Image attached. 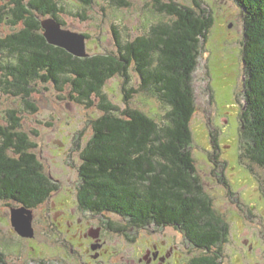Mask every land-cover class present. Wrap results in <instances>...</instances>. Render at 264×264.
<instances>
[{"label": "trees", "instance_id": "1", "mask_svg": "<svg viewBox=\"0 0 264 264\" xmlns=\"http://www.w3.org/2000/svg\"><path fill=\"white\" fill-rule=\"evenodd\" d=\"M60 1L0 0V26H19L0 37V90L23 97L33 110L37 107L29 97L38 80L60 90L68 86L75 101H100L103 113L93 121L80 166L78 202L84 210L117 214L138 225L175 222L190 235L194 229L209 233L214 221L191 149V121L197 108L194 74L213 24L211 12L201 0L194 6L156 0L169 20L125 42L115 28V53L79 57L45 37L43 19L55 17L66 26ZM234 1L245 28L243 134L250 158L264 167V0ZM131 68L140 84L126 91V100L140 90L151 91L169 107L163 122L128 103L120 110L102 91L115 75L128 83ZM8 113V124L0 123V200L34 209L60 185L44 172L20 118L14 110ZM0 264H7L1 251Z\"/></svg>", "mask_w": 264, "mask_h": 264}, {"label": "rangeland", "instance_id": "2", "mask_svg": "<svg viewBox=\"0 0 264 264\" xmlns=\"http://www.w3.org/2000/svg\"><path fill=\"white\" fill-rule=\"evenodd\" d=\"M128 1L129 5L118 0H93L86 5L80 0H61L64 8L61 17L67 27L62 25L89 34V52L115 53V28L125 42L148 33L154 24L169 20L167 14L156 8V0ZM174 1L195 5V0ZM201 2L211 12L213 24L194 74L197 108L191 121V149L198 174L211 193L219 195L225 189L226 184L216 182L215 174L222 176V172L232 183L233 190L242 194L247 191L256 193L264 185V171L251 161L243 134V12L234 0ZM18 28L3 23L0 37ZM130 74L125 85L120 75L106 82L102 91L108 101L120 110L128 103L163 122L169 107L151 91L140 90L126 100V91L139 88L140 84L134 68ZM33 85L35 89L29 100L37 107L36 110L23 97L0 90V123L8 124V112L14 110L20 118V129L28 133L36 145L33 151L43 163L44 172L58 182L60 188L33 209L36 236L32 238L21 236L12 225L11 209L19 204L0 200V251L4 253L7 264H65L57 254L58 247L61 248L69 237L64 218L69 212H73L74 217L81 215L78 191L82 153L92 138L93 121L103 111L98 105L100 101H94L92 105L75 101L70 97L68 86L60 90L51 82L39 80ZM212 164L216 165L213 167ZM106 215L115 223L124 222L123 217L117 214ZM98 216L101 218L103 215ZM111 243L116 244L122 253L133 250L124 236H114ZM41 256L43 258H38Z\"/></svg>", "mask_w": 264, "mask_h": 264}, {"label": "flooded vegetation", "instance_id": "3", "mask_svg": "<svg viewBox=\"0 0 264 264\" xmlns=\"http://www.w3.org/2000/svg\"><path fill=\"white\" fill-rule=\"evenodd\" d=\"M215 175L217 183L226 184L219 195L207 190L202 179L209 220L214 221L209 233L194 229L190 235L175 222L138 225L123 218L115 223L105 213L100 218L79 207L81 215L69 212L64 218L69 237L57 254L65 264H264V185L256 193L242 194L232 189L223 172ZM116 235L126 237L133 250L122 253L111 243Z\"/></svg>", "mask_w": 264, "mask_h": 264}, {"label": "water", "instance_id": "4", "mask_svg": "<svg viewBox=\"0 0 264 264\" xmlns=\"http://www.w3.org/2000/svg\"><path fill=\"white\" fill-rule=\"evenodd\" d=\"M44 34L50 44L62 47L75 56L87 57L91 53L87 48V36L83 32L66 28L55 17L42 20ZM11 221L15 230L23 237L32 238L34 227V210L25 205L12 207Z\"/></svg>", "mask_w": 264, "mask_h": 264}]
</instances>
